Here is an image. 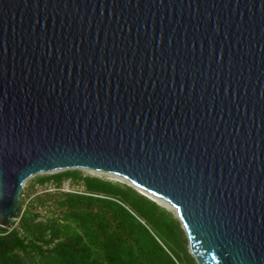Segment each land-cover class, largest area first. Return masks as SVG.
<instances>
[{
  "label": "water",
  "instance_id": "1",
  "mask_svg": "<svg viewBox=\"0 0 264 264\" xmlns=\"http://www.w3.org/2000/svg\"><path fill=\"white\" fill-rule=\"evenodd\" d=\"M70 167L168 201L196 264H264V0H0V225Z\"/></svg>",
  "mask_w": 264,
  "mask_h": 264
},
{
  "label": "trees",
  "instance_id": "2",
  "mask_svg": "<svg viewBox=\"0 0 264 264\" xmlns=\"http://www.w3.org/2000/svg\"><path fill=\"white\" fill-rule=\"evenodd\" d=\"M66 177L84 188L35 194L54 207L45 214L28 206L10 227L0 225V264H196L173 211L130 184L79 168L38 181Z\"/></svg>",
  "mask_w": 264,
  "mask_h": 264
},
{
  "label": "rangeland",
  "instance_id": "3",
  "mask_svg": "<svg viewBox=\"0 0 264 264\" xmlns=\"http://www.w3.org/2000/svg\"><path fill=\"white\" fill-rule=\"evenodd\" d=\"M70 168H72V167H70ZM70 168H55V169H51V170L37 172V173L31 174L30 176H28L23 181V188L21 190V195H20V199L22 198V200H23L21 203L22 211L25 207L27 208L29 206V209H31V210L36 208V209H40L45 214L48 213L49 212L48 208L54 207V205L49 204L52 202V199H49L47 201V203L50 205L49 206L47 204L44 205L42 203H37V201L34 199V196H35V194H43V192H45V191L57 190L58 189L57 188L58 183L54 180H51V179L44 181V182H40V181H38V177L41 175H44V174L55 173L57 171H61L64 169H70ZM75 168H79L83 173L94 174V175H98V176H102V177H106V178H110L113 180H118V181L130 184L135 189H137L138 191L144 193L145 195L156 200L159 204H161V205L167 207L168 209H170L171 211H173V213L176 215L175 209L171 208L172 206L169 207L166 204L159 201V199H161V197H156L152 193L145 191L144 189L133 184L131 181H129L125 177H122V175H120L118 173L106 171V170H100V169H93V168H88V167H75ZM66 178H69L71 180V182H72L71 188L74 189V191H80L84 188L81 181H76L72 177H66ZM63 179H65V178H63ZM161 200H163V198ZM163 201H165V199ZM166 203L169 204L168 202H166ZM42 217H44V216H42ZM42 217H40V218H42Z\"/></svg>",
  "mask_w": 264,
  "mask_h": 264
},
{
  "label": "built area",
  "instance_id": "4",
  "mask_svg": "<svg viewBox=\"0 0 264 264\" xmlns=\"http://www.w3.org/2000/svg\"><path fill=\"white\" fill-rule=\"evenodd\" d=\"M71 185V180L69 178H65L61 180V182L57 185V188L59 190L74 191V189L71 188Z\"/></svg>",
  "mask_w": 264,
  "mask_h": 264
},
{
  "label": "bare ground",
  "instance_id": "5",
  "mask_svg": "<svg viewBox=\"0 0 264 264\" xmlns=\"http://www.w3.org/2000/svg\"><path fill=\"white\" fill-rule=\"evenodd\" d=\"M122 177H123V176H122ZM145 191H146V190H145ZM152 194H153V193H152ZM153 195H154V194H153ZM154 196H156V195H154ZM156 197H158V196H156ZM161 199H162V198H161ZM161 199H159V201H160V202H162V203L166 204V205H167V206H169V207H171V206H172V205H171V204H170L168 201H166V200H165V201H163L164 199H163V200H161ZM166 202H168L170 205H169V204H167ZM171 208H174V207L172 206Z\"/></svg>",
  "mask_w": 264,
  "mask_h": 264
}]
</instances>
